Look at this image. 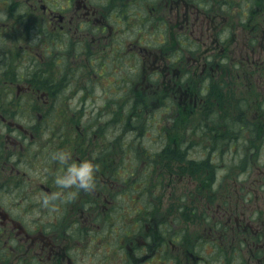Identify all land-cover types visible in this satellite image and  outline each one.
Masks as SVG:
<instances>
[{
  "label": "flooded vegetation",
  "instance_id": "obj_1",
  "mask_svg": "<svg viewBox=\"0 0 264 264\" xmlns=\"http://www.w3.org/2000/svg\"><path fill=\"white\" fill-rule=\"evenodd\" d=\"M262 145L264 0H0V264H264Z\"/></svg>",
  "mask_w": 264,
  "mask_h": 264
},
{
  "label": "clouds",
  "instance_id": "obj_2",
  "mask_svg": "<svg viewBox=\"0 0 264 264\" xmlns=\"http://www.w3.org/2000/svg\"><path fill=\"white\" fill-rule=\"evenodd\" d=\"M50 159L63 166V170L55 175V185L64 191L53 192L43 198V204L49 206L53 201L61 199L65 191L72 196L74 190L92 191L96 187L97 166L89 159H78L71 151L60 149L51 153Z\"/></svg>",
  "mask_w": 264,
  "mask_h": 264
},
{
  "label": "rangeland",
  "instance_id": "obj_3",
  "mask_svg": "<svg viewBox=\"0 0 264 264\" xmlns=\"http://www.w3.org/2000/svg\"><path fill=\"white\" fill-rule=\"evenodd\" d=\"M129 58V57H128ZM133 60V58H129V61H128V64H131V61ZM140 67V66H139ZM131 68V67H130ZM129 68V69H130ZM135 70H134V72H132V74H131V76H133V77H131L132 79L133 78H138V75H139V71H137L136 73L137 74H135ZM136 75V76H135ZM159 113H160V120H163V118H164V116L167 114V113H164V112H162V111H159ZM112 121H118V120H120L121 118H126V115L124 114V113H121V112H117V113H112ZM166 119V118H165ZM142 124H144V121H142L141 122ZM148 127V126H147ZM159 127H161L162 128V122H160V124H159ZM150 129H151V131H153L154 133L155 132H157V130H156V128L155 127H149ZM262 148H263V145L260 147V151L259 152H256V153H251L250 154V151H248L247 152V154H249L248 156H251L252 157V161H254V162H257L259 165H254V169H253V171L252 172H254V174H258L259 172H261V171H263L264 170V151L262 150ZM261 151H262V154H261ZM230 156V155H229ZM243 156V155H242ZM239 160V159H238ZM249 160H251V158L249 157ZM243 162L241 161V164H242ZM261 163H263V164H261ZM225 164L227 165V166H230L231 168L233 167V165H235V163L233 162V161H229V162H225ZM236 165H238V161L236 162ZM234 168H237V169H239L238 167H234ZM249 168H251V166H249L248 167V170H249ZM252 172H250L249 173V178H250V176H251V174H252ZM260 174V173H259ZM258 174V175H259ZM240 179H239V183H240V185L241 184H243V185H245V186H247L248 185V179H247V175L245 174V173H240ZM186 177H185V179H183L182 180V183H181V185H178L177 187H176V189H175V191H172L173 192V194L175 195V197L178 195L179 197H181V196H183L184 194H185V183H186ZM169 179L168 178H166L165 180H164V184L163 185H165V183H167V181H168ZM182 185H184V186H182ZM223 185H224V187H223V189H221V188H213L212 187V189H210L209 187H207V191H205L206 192V195H207V197H206V199L209 197V195H214V197L213 198H215V196H216V194H221V195H223V194H228V192L227 191H231L232 189L234 190L235 189V187H238L237 185H236V178H227V177H225L224 179H223ZM210 189V190H209ZM161 191V190H160ZM239 191H240V193H242L241 192V190H240V188H239ZM264 194V191L263 192H261V195H263ZM220 198H222V196H220ZM260 200L259 201H261V204L259 205V208H263L264 209V199L263 200H261V198H259ZM215 200V199H214ZM257 202L256 204H259L260 202ZM216 202H220V199H217V201H215V203ZM190 203V202H189ZM199 215V214H198ZM197 216V214L195 213V212H193L192 214H191V218L193 219L194 217H196ZM191 222L193 223L192 225H191V227L193 228L194 226H195V221H192L191 220ZM235 261V260H234Z\"/></svg>",
  "mask_w": 264,
  "mask_h": 264
}]
</instances>
